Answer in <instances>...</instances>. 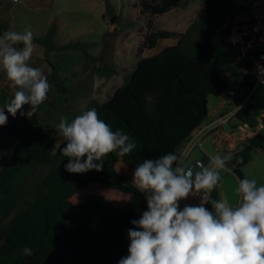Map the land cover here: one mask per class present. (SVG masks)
<instances>
[{"label": "trees", "instance_id": "obj_1", "mask_svg": "<svg viewBox=\"0 0 264 264\" xmlns=\"http://www.w3.org/2000/svg\"><path fill=\"white\" fill-rule=\"evenodd\" d=\"M186 1L152 0L143 3L142 12L161 16ZM1 7L0 1V11ZM107 11L113 12L109 4ZM236 11L230 0H205L184 32L154 30L145 37L139 54L154 49L160 40L177 42L143 58L125 86L106 103L90 106L113 131L121 130L136 144L123 157L108 154L103 170L79 174L65 170L69 159L61 150L66 141L54 152L51 136L39 118L42 105L31 115L32 128L10 126L17 139L9 164L0 170V264H118L128 255V231L140 230L132 221L148 210L146 195L133 183L135 168L168 153L175 154L180 163L183 145L209 119V98L233 100L226 74L243 79L245 90L254 86L250 58L260 51L250 47L240 62L241 50L229 47L217 33ZM0 30H6L1 23ZM59 49L79 51L82 47L67 44ZM9 84L10 92L1 94L5 104L18 90ZM263 110L249 101L236 118L254 126ZM19 111L28 114L30 105ZM257 149H264V133L250 137L229 158L241 178ZM219 196L217 185L210 198L218 200ZM204 206L213 211L210 203ZM25 247L33 255L25 256Z\"/></svg>", "mask_w": 264, "mask_h": 264}, {"label": "clouds", "instance_id": "obj_2", "mask_svg": "<svg viewBox=\"0 0 264 264\" xmlns=\"http://www.w3.org/2000/svg\"><path fill=\"white\" fill-rule=\"evenodd\" d=\"M33 39L28 29L0 36V70L9 86L18 89L0 107V126L8 119L5 109L15 117L24 105H30L31 116L47 99V77L28 64L37 47ZM20 44L22 48L17 47ZM58 130L66 141L61 151L69 159L65 165L69 173L101 171L108 154L123 157L136 148L127 134L113 131L95 109L71 122L60 117ZM226 165L225 158L215 155L207 165L198 163L199 171L193 173L181 167L173 153L139 164L133 183L146 195L148 210L132 221L141 230L129 229V254L118 264H264V186H257L256 179H239L235 204L211 199L209 192L222 180L220 172L229 171ZM201 190L198 206L179 209L180 200ZM208 203L213 211L204 206ZM23 254L31 256L33 250L25 247Z\"/></svg>", "mask_w": 264, "mask_h": 264}, {"label": "rangeland", "instance_id": "obj_3", "mask_svg": "<svg viewBox=\"0 0 264 264\" xmlns=\"http://www.w3.org/2000/svg\"><path fill=\"white\" fill-rule=\"evenodd\" d=\"M0 1V23L6 27L5 31L0 30V36L9 30L23 32L28 29L33 33V40L42 41L33 42L37 47L28 64L39 68L50 85L47 99L41 104L39 118L51 136L54 152L65 141L58 130L60 117L71 122L88 111L93 103H106L118 88L130 81L143 58L158 55L177 42V39L160 40L154 49L139 54L138 47L150 32H184L205 5V0H187L171 12L152 17L142 12L143 3L152 0ZM108 4L113 12L107 11ZM67 44H79L82 49H59ZM224 78L233 97V100H226V109L237 108L252 89L245 90L244 80L231 74ZM8 83L6 74L0 70V107L5 105L1 99L3 91L10 92ZM223 101L224 98L210 97L209 113L219 109ZM251 101L264 107V85L254 91ZM5 115L7 122L0 126V170L9 164L16 146L17 137L10 131V126L17 125L25 130L34 124L32 116L25 112L18 111L13 117L5 109ZM236 125L238 121L232 120L230 126ZM230 126L225 129L230 130ZM204 147L208 155L222 154L216 152L210 139ZM199 150L196 147L194 152ZM253 156L255 166L264 163V150L255 151Z\"/></svg>", "mask_w": 264, "mask_h": 264}, {"label": "built area", "instance_id": "obj_4", "mask_svg": "<svg viewBox=\"0 0 264 264\" xmlns=\"http://www.w3.org/2000/svg\"><path fill=\"white\" fill-rule=\"evenodd\" d=\"M237 11L224 26L217 30L218 35L222 36L225 43L235 51L241 50L239 61L246 56L247 50L254 47L260 52L250 58L252 63L250 75L253 81V88L248 91L246 98L237 108L221 115L218 119L207 121L199 129L196 137L191 139L181 152V158L188 156L193 149L201 147L202 144L197 140L199 135L212 137V143L216 152L223 150L230 151L232 154L238 152V145L247 141L250 137L264 131V113L261 112L253 126L248 121H240L236 118L238 111L247 103L252 102L254 91L264 85V0H230ZM251 92V93H250ZM253 103V102H252ZM257 105L256 103H253ZM236 119L238 125L230 126L231 121ZM229 125L230 130L225 127ZM195 139L197 140L195 142ZM200 192L193 191L184 201L199 197ZM202 197V195H201Z\"/></svg>", "mask_w": 264, "mask_h": 264}, {"label": "crops", "instance_id": "obj_5", "mask_svg": "<svg viewBox=\"0 0 264 264\" xmlns=\"http://www.w3.org/2000/svg\"><path fill=\"white\" fill-rule=\"evenodd\" d=\"M226 108H228V107H226V99H224V101L220 105L219 109H215L212 114L209 113L208 121L216 120L221 115L228 113L229 111H232L234 109V108H232V109L227 110ZM204 125H205V123L199 129H201ZM199 129H197L192 134L191 139L196 137L197 133L199 132ZM262 133H264V131ZM209 139L212 142L211 136H207V135L197 136V140H199V142H201V144H202V146L199 147L200 150L197 152H194V149H193L192 152L188 156L180 159L179 165L187 170L192 165V163H194L195 161L200 160L201 158H203L205 156L212 157V155L207 154V151L205 150V147H204V143ZM187 143L183 145L181 152L184 149V147L187 145ZM241 146L244 147L245 142H241L238 145V148H240ZM261 150H264V149H257L255 151L259 152ZM254 152H253V154H254ZM218 153H222L220 156L222 158L226 159V163L229 161V158L233 155L230 151H227L226 149L223 151H220ZM253 154H252V160L242 169L243 178H241L238 174L235 173L234 167L229 168V171L223 172L222 180L218 184L219 193H220L218 200L223 199V200L227 201L229 204H235L237 202L235 189L238 187V180L239 179H244V178L256 179L257 186H264V163L262 162L260 165L255 166L254 165L255 157L253 156ZM203 192H204V190H201V195H203ZM210 193H211V191L209 192V196H210ZM201 195L197 198L193 197L189 201H184L183 199L180 200L179 201V209L183 210V208L186 205L198 206L201 203Z\"/></svg>", "mask_w": 264, "mask_h": 264}, {"label": "water", "instance_id": "obj_6", "mask_svg": "<svg viewBox=\"0 0 264 264\" xmlns=\"http://www.w3.org/2000/svg\"><path fill=\"white\" fill-rule=\"evenodd\" d=\"M209 158H210V156H205V157L201 158L200 160L195 161L194 163H192V165L189 167V169H191V171H192L193 173L199 171V168L197 167V164L200 163V162H202V163H204L205 165H207V163H208V161H209ZM226 166H227L228 168H231V167L234 166V163L231 162V161H228ZM193 178H194V177H193Z\"/></svg>", "mask_w": 264, "mask_h": 264}]
</instances>
